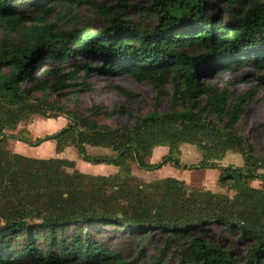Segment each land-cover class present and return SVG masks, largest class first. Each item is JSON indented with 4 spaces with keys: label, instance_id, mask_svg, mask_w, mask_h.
I'll return each mask as SVG.
<instances>
[{
    "label": "trees",
    "instance_id": "trees-1",
    "mask_svg": "<svg viewBox=\"0 0 264 264\" xmlns=\"http://www.w3.org/2000/svg\"><path fill=\"white\" fill-rule=\"evenodd\" d=\"M82 1L0 0V264H167L169 254L176 264H264V154L235 132L258 86L264 87V0H226L222 12L219 1L150 0L134 8L125 1L103 6L84 0L106 20L98 31L79 25L73 10ZM56 6L75 17L63 25L48 21ZM132 10L146 24L129 17ZM247 64L257 85L243 93L235 94L232 82H204ZM41 74L53 82L40 80ZM123 74L148 82L155 94L154 110L136 116L132 126L100 123L127 114L123 107L67 111L51 99L64 93L78 106L77 95L94 75ZM162 97H169L163 113L156 109ZM61 116L67 124L50 135L9 132L33 117ZM10 140L29 147L52 141L56 154L73 148L83 162L117 171L84 174L71 160L14 153ZM182 145L200 154L191 169L219 170L218 187L234 196L188 189L172 177L145 183L132 174L133 166L187 170L179 159ZM158 147L167 154L151 164ZM228 153L240 155L243 165L219 166ZM253 181L262 187H251ZM105 228L143 246L158 237V255L140 263L126 259L92 239ZM209 228L221 231L223 241L249 243L244 254L207 241L201 233Z\"/></svg>",
    "mask_w": 264,
    "mask_h": 264
},
{
    "label": "rangeland",
    "instance_id": "rangeland-1",
    "mask_svg": "<svg viewBox=\"0 0 264 264\" xmlns=\"http://www.w3.org/2000/svg\"><path fill=\"white\" fill-rule=\"evenodd\" d=\"M95 4L112 6L117 5L119 1H125L131 7L140 8L149 5L150 0H90ZM208 2H217L219 10L225 7L226 0H205ZM65 8L63 6H56L50 14L47 16V20L50 22L69 23V19L75 17V15H65ZM80 18L79 25L88 27L92 31L101 30L106 26V20L100 16L93 8L88 6L84 0L79 3L73 10ZM222 15V14H221ZM129 17L135 19L140 24H146V19L139 17L137 11L132 10ZM2 36V30L0 29V38ZM198 51L192 50L191 54H196ZM54 68L59 67L58 63L52 64ZM40 80L47 83H52L53 78L47 75H39ZM204 82L210 85H216L224 87L227 83L232 82L233 86L231 90L235 94H240L246 90L257 85L256 71L253 66L247 64L243 68H236L233 70H226L216 73L205 79ZM90 88L86 91L80 92L76 99L79 100L78 106L71 103V96L66 94H60L51 99H57L58 102L65 107L68 111H84L86 108L93 104H100L108 108L123 107L127 114H121L111 119L101 118L100 123L111 127L117 126H132L134 124V118L136 116H143L154 110L155 94L152 86L148 82H136L129 75H116V76H97L94 75L90 81ZM114 87H120L130 93L132 96L127 98L120 94ZM168 95L172 92L170 84L165 89ZM169 97H162L158 103L156 109L159 112H166L168 107ZM68 120L65 116H61L57 119H44L41 117H33L28 122L22 123L17 127L10 129V133L17 134L23 132L24 136H28L31 139L43 137L45 135L53 134L59 131L67 124ZM235 132L242 134L256 149V152L264 154V87L258 86V94L255 100L247 107L246 113L242 120L236 125ZM159 148V147H158ZM9 149L14 152L31 158H62L75 162V168L84 174L89 175H110L111 172L107 166L91 165L83 162L78 156L77 152L73 148H66L63 153L56 154L54 152V143L52 141L45 142L38 147H29L18 141L10 140ZM167 149H154L149 162L156 164L161 160L163 156L167 154ZM180 162L182 165L188 167L187 170H177L172 165L167 164L159 170L144 171L138 169L136 166L132 167V174L137 180L145 183L152 182L164 178H175L182 181L188 189H200L210 191L212 193H219L229 196H234L232 191L220 188L217 185L219 176V170L217 169H191L198 165L200 160V154L193 146L182 145L180 147ZM90 155H102L105 152L102 149H88ZM219 166H233L241 167L243 165L242 158L236 153H228L224 159L218 162ZM99 167V168H98ZM104 168V169H103ZM112 171V170H111ZM116 169H113L112 174L116 173ZM253 188H261L262 183L260 181H253L250 183ZM115 228H105L99 234L94 235L92 238L95 241H101L108 244L113 250L120 252L126 259H135L139 263L143 260L148 261L151 256H157V248L160 246L158 243V237L148 243L140 244L135 238H130L127 235H123L119 232H114ZM116 231V230H115ZM67 233H72V229H69ZM201 235L210 242H221L225 247L232 251H237L239 256H242L244 249L249 243L238 242L235 238H226L223 241V233L215 228H209L204 230ZM92 237V235H91ZM143 255H140V252ZM167 264H176V261L168 255Z\"/></svg>",
    "mask_w": 264,
    "mask_h": 264
},
{
    "label": "crops",
    "instance_id": "crops-1",
    "mask_svg": "<svg viewBox=\"0 0 264 264\" xmlns=\"http://www.w3.org/2000/svg\"><path fill=\"white\" fill-rule=\"evenodd\" d=\"M159 149H163V150H164V149H167V148H160V147H159V148H155V151H156V150H159ZM98 168H99V167H98ZM105 168H108V170H110V172H111V174H112L113 169H114L113 167H105ZM103 169H104V168H103ZM111 170H112V171H111Z\"/></svg>",
    "mask_w": 264,
    "mask_h": 264
}]
</instances>
